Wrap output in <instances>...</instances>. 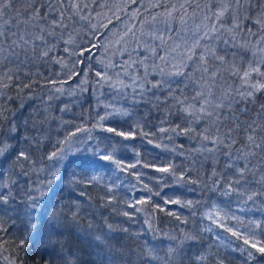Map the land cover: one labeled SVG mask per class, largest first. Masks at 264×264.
<instances>
[{
    "label": "trees",
    "instance_id": "16d2710c",
    "mask_svg": "<svg viewBox=\"0 0 264 264\" xmlns=\"http://www.w3.org/2000/svg\"><path fill=\"white\" fill-rule=\"evenodd\" d=\"M102 1L77 0L83 9L81 15H89L90 13L89 21L91 24L97 25L95 34L103 33L95 43L97 45L107 44L108 51L105 53L104 48L99 47V50L95 52L90 61L84 60L83 63L73 69L79 75L73 76L72 79H68V68L62 70L61 65L53 63L51 58L62 57L63 60L67 61L68 67H71L77 59H81L80 56L71 55V53L79 52L80 48L86 47L83 42L90 40V34H93V30L89 26V21L74 17L76 22L72 23L66 19L65 22L69 23V27L63 30L58 28L56 30L57 37L59 38L60 33L63 32V40H67L70 33L75 38V43L65 45L61 41L56 51L50 53L49 57L40 59L39 48H37L35 55L31 52L25 55L22 50H17L19 53L18 60L15 57L4 59L3 56H0V77L3 78L0 83L9 85L8 87H0V93L3 94L0 95V106L11 110L10 113L6 112L5 115L9 117L12 123L20 125L21 130H23L24 120L30 117L43 120L45 114L48 116V122L41 127V133L45 139L31 153L32 160L35 163L23 162L24 170L28 172V175H19L21 169L18 164H12V161L3 163L0 159V168L5 170L4 181L11 183L12 180H15L19 188L14 186L13 191L22 194L23 191H27L29 186L36 187L41 181H46L50 177L51 171L58 170L59 173L56 181L51 186L50 195L46 198L44 212L41 216L43 226L39 233L36 235L24 233L20 219H15L14 226H12L13 221L10 218L17 216L15 212H10L8 216L3 217L4 221L9 224V230L7 233H0V264H9L11 260H15L17 264H20V262H23V264H43L44 260L53 256L56 258V264H63L64 257L73 261L74 264H145L140 257L144 256L146 249H152L154 255L158 257L154 261H149V264H181V260L174 262L168 260L167 249L170 245L176 246L177 242L187 235L195 236L196 240L187 241L183 245L182 264H197L195 257L199 254L208 257L207 264H216L217 259L223 260L224 264H244L245 253L240 249H247L248 245L244 244L243 239L238 240L223 229L216 228L211 221L206 219L204 214L212 211L213 205H217L223 212L240 217L241 223L238 224L237 221L228 220L227 224L238 227L241 232H246L245 226L249 220L264 218V211H261L264 210V198L258 197L255 202L248 201L245 203L243 198L237 199L235 195L221 196L218 192L209 191V188L204 187V185L211 186L210 177L213 169L224 177L220 181L221 189L226 185L228 178L234 176L232 169L225 167L229 158L224 153L231 151L232 159H235L240 154L239 150H250L246 147L247 141L245 139V129L248 128V125H253L257 129L253 134L256 136L258 143L261 137H264V112L260 109V105L264 104V92L257 94L255 103L245 104L241 102L234 106L232 112L235 113V117L239 118L240 127L231 133L229 138L225 139V144H230L231 139H235L236 143L231 148L219 145L217 151L211 154L218 161V163H214L208 152L195 151L201 147L202 143L208 148L214 147L208 141H202V137L196 135V133H202L203 129L208 127L212 134H216V128L218 127L220 129L219 134L223 138L224 133L235 127L232 113L227 108L222 110V122L220 123H211V118L200 120L199 123L191 124L195 131H190L186 135H177L171 131L160 132L161 127L170 129L177 124L181 125V128L188 125V122L184 120V116L177 111L179 105L173 107L174 101L172 99L164 102V92L156 93L160 97V100L157 101L151 93H148L143 99L138 95L134 96L132 87L121 90L119 84H117L116 89L110 88L108 84L103 87L96 84L98 78L95 76V71L100 70L97 59L104 58L107 60L111 57L117 64L121 60H128L126 54L123 57H113L111 55L117 47V41H120V37L124 34L125 26L135 24L134 31L139 35L141 21H144L145 18L151 21V17L156 13L165 12L164 7L150 8L148 11L140 8L142 15L137 19H130L129 14L133 12L131 10L117 20L116 18H110V12L106 13L107 15L104 13L106 8L103 9L100 6ZM125 2L126 0H117L119 7L123 6ZM152 2H155V0H152ZM182 2L183 0H160L161 4L168 6L175 4L177 7ZM196 2L203 6L208 3V0H194V3ZM254 2L259 3V0H254ZM141 3L147 6L149 0H143ZM41 4H43V7H41ZM53 4L54 7H61L58 0H53ZM84 4H87L88 7L84 8ZM136 6H138V3ZM47 7L48 4L45 3V0H34V2L33 0H14L13 9L9 10L8 16L4 18L12 20L11 25L5 26L6 31H16L19 34L26 35L28 32L39 31V28L34 29L32 24L49 28L48 21L56 18V14L47 13ZM63 7L68 8L69 6L64 4ZM34 8L39 9L42 16L47 14L48 19L32 21L29 24L21 23L29 19ZM213 8H215V0H213ZM17 10L19 15H17ZM100 11L101 13L98 15ZM192 11V8H188L189 17H191ZM259 11L260 9L257 7L247 13L241 9L239 13L243 31L237 30L240 35L236 37V40L242 44L247 42V49L232 48V38L227 33L224 34L221 41L217 42L219 45L217 50L219 54L225 55L226 60L222 66L219 61L213 62L220 68V75L216 77L213 87L216 96L226 91L230 95H235L238 89L243 91L247 87L241 85L238 76L230 74L229 64L234 59L233 52L239 53L235 59L241 71L250 60L259 59L262 55L257 51L254 58L252 51L254 46L255 48L264 47V40L257 45V41L260 36L264 35V32H261L259 26L253 24L251 20L243 19L244 15L256 17ZM196 12L195 17H185L188 23L183 26L179 20L181 13H173L176 20L169 31L176 38L177 43L180 42L177 37L178 30L181 36L184 32L185 37H190L192 32L196 30L197 25L211 23V21L204 20L207 9L204 12L197 9ZM68 15H71L70 11L65 12V17ZM162 18L158 17L155 24L144 23L143 30L146 32L155 29L163 31L164 25L159 22ZM2 22L0 20V23ZM101 25H106V27H101ZM249 28L252 29L255 35H251L247 31ZM124 39L126 41L128 37ZM223 39L229 40V46L226 50ZM54 42L52 38H49V43ZM172 43L173 41H167L166 46H174V44L171 45ZM37 44L39 45L40 42L37 41ZM77 44L80 45L79 48ZM4 47L7 48V44ZM65 47L69 48V52L63 51ZM129 48H131V44H129ZM147 54L140 50L141 57ZM160 54L162 55L163 51ZM3 55L6 56L7 52ZM173 55H176V53H173ZM83 56L88 57V52H84ZM241 59L243 62H241ZM88 63L91 64V70L85 67V64ZM148 63L151 64L152 61L149 60ZM155 63L160 64L161 62L156 60ZM137 68H139V65L129 68L128 72L135 76L137 83H139L144 70L139 68V75H137ZM8 69L13 70L12 73H9L13 76L12 80H8L4 75ZM224 69H229V71H224ZM261 70L264 71V68ZM85 72H87L88 82L82 86L87 91L81 92L77 85L81 84ZM115 72H120V78L126 84L132 85V79L124 75L123 70L119 67L109 69V75L113 76L114 82L117 79L114 75ZM199 76L200 73H195V79L198 80ZM149 79L154 82L158 77L152 75L149 76ZM49 81H57V83H49ZM60 81L66 82L61 84ZM185 83H188L189 86L185 87ZM25 84H30V88H24ZM58 87H63V95L54 93L53 89ZM194 87L195 85L189 81L181 82V78H178L177 83L173 85L175 96L180 99L187 97L186 104L195 103L196 107L199 108V103L191 99L194 94ZM73 90H75V94L69 95ZM139 91V88H137V93ZM18 93L24 98L23 108L20 107L21 100L17 98ZM50 95L53 96L52 100L48 99ZM7 96L13 97V100H7ZM106 104H111L117 109L126 110L129 115L110 117L104 121V124L124 131H133L135 139L124 140L123 137H116L112 133L101 131L99 127H93L97 124L99 116H104L106 111H111V108L105 109ZM65 105H68L69 110L60 111ZM242 107L247 108V113H241L240 109ZM45 110H47L46 113ZM224 117L228 118L224 119ZM162 120L166 122L162 124ZM62 122L67 123L62 125ZM138 122L143 127L144 132L149 133L146 139L141 138L136 128ZM5 124L7 126V122ZM29 127L31 128V122H29ZM77 127L84 130L76 132V135L72 138L73 151L69 153L68 157L59 163L55 160L46 159V156L55 150L57 141H62L69 132L76 131ZM248 132L251 133V128H248ZM152 133H155V135H152ZM25 135L31 137L35 135V131H29ZM89 136H91V139H89ZM147 139H151L153 143L148 144ZM10 143L14 146L17 145V141H10ZM157 143L161 147H155ZM110 144L115 147L114 155L117 159L125 163H131L136 159V153L138 152L141 160L153 163L156 167L174 166L177 175L184 174V182L176 183L175 177H168V174L157 172L152 167L122 172L109 162L99 161L98 156L94 155L97 145L102 151L110 152L112 151V148L109 147ZM124 145H128V147ZM19 146L27 147L23 136L20 138ZM60 146L68 147V145ZM165 146H167V150ZM75 149H79V151H75ZM171 149H175V151H171ZM251 150H254L257 154L248 157V167L252 171L245 173L249 181L246 186L256 188L259 185L255 182L259 181L261 175H264V144L260 149ZM84 159L96 161L94 165L100 167L98 181L87 182L93 175L84 167L85 164L78 166L79 162ZM236 163L243 167L245 161L240 160ZM8 167L12 168L11 173L6 171ZM32 169H36V171H32ZM40 169H43V171H40ZM136 171L144 173L141 176L142 183L130 174ZM107 172H110L111 178L106 176ZM161 176L167 178L163 181L156 179ZM189 177L198 179L200 182L197 184L187 183ZM144 184L152 188L153 192H159V195H152L146 203L139 204L137 203L138 200L141 198L146 199L150 195L142 190ZM109 188L112 189L111 192L108 191ZM82 192L84 195H81ZM174 199L180 200L182 203L191 200L193 201V207H184L181 204L172 203L164 204V201ZM132 204H135V208L130 206ZM77 205H79V211L76 221L73 222L72 213L77 210ZM155 205H160V208L155 207ZM161 208L164 210L162 211ZM52 211L62 213V223L57 225L58 233L61 234H54L46 238V234L49 232ZM169 211L175 213V215H169ZM124 212H128L130 215L126 217L123 215ZM145 221H148V223ZM149 224H151V228H149ZM108 225H112V230L108 229ZM207 226H212L213 232L202 231ZM122 229H127L128 232L126 233ZM216 234L224 238L225 243L230 241L231 247L225 248L217 240ZM97 235L101 236L105 243L97 241L94 238ZM169 237H176V240H171ZM21 240H24L23 248L17 247ZM253 251L255 250L253 249ZM257 256L259 259L258 254ZM249 264H257V262L251 261ZM259 264H264V259L259 260Z\"/></svg>",
    "mask_w": 264,
    "mask_h": 264
},
{
    "label": "snow or ice",
    "instance_id": "6c2138e0",
    "mask_svg": "<svg viewBox=\"0 0 264 264\" xmlns=\"http://www.w3.org/2000/svg\"><path fill=\"white\" fill-rule=\"evenodd\" d=\"M34 2V0H33ZM61 7H54L53 0H45V3L48 4L47 13H55L56 18L48 21L49 28H45L39 24H32V27L39 28L38 32H28L25 34H19L16 31H6L5 26L11 25V19H4L8 16V11L13 9L14 0H0V20L3 22L0 23V56H3L4 59H8V57H15L17 60L19 59V53L17 50H22L25 55L29 52L36 54L37 48L39 51V58L43 59L49 57V54L55 52L59 46V43L63 41L65 45H71L75 43V38L71 36L69 33V38L67 40H63V32L60 33L59 38L57 37V29H66L69 27V23H66V19L69 22L75 23L74 17L79 20L89 21V15H81L82 8L77 0H58ZM137 0H126V3L122 7H117L114 15L117 19H119V12L124 11L127 14V6L129 3H136ZM68 4V8H64L63 5ZM31 6V5H30ZM43 7V4H41ZM84 8H87L88 5L84 4ZM165 8V12L156 13L151 17V21H148L145 18L144 21H141V30L139 31V35L134 31L136 28L135 24L131 26H125V31L123 36L120 37V41H117V47L112 52V56H120L123 57L125 54L128 56V60H121L119 64H117L111 57L107 60L104 58L97 59V64L100 70L95 71V76L98 78L96 80V84L100 87H103L105 84H108L110 88L116 89L117 84H119L120 89L123 90L128 87H132L133 94L138 95L141 99H143L148 93H151L153 97L156 98L157 101L160 100V97L156 95L157 92H164V102H167L168 99H172L174 101L173 107L179 105L177 111L184 116V120L188 122L186 127L181 128V125L177 124L174 128L166 129L161 127L159 129L160 132H168L171 131L177 135L180 134H188L190 131H195L194 128L191 127L193 123H199L200 120L210 119V122L213 124L220 123L221 121V113L222 110L227 108L233 116V123L235 125L234 128L228 130L227 133L222 136L219 134L220 129L216 128V134H212L208 127L203 129L202 133H196V135L202 137V141H208L213 144L214 147L208 148L203 143L200 148H197L195 151L203 153L208 152L210 154V158L213 159L214 163H218L215 160L214 156L211 154L215 153L218 149L219 145H225L227 148H231L233 144L236 143L235 139H231L230 144H225V139L231 136L236 129L240 127L238 122L239 118L235 117V113L232 112L234 106L241 102L245 104L251 102L255 103L257 99V94L264 92V71L261 69L264 68V47L255 48L252 51V56L255 58L257 55V51H259L262 55L259 59L250 60L247 63V66L241 71V68L237 66L236 57L239 55L237 52H233V60L229 64L230 74L232 76H238L241 80V85H246L243 91L239 89L236 91L235 95H230L229 92H223L219 96H216L213 87L215 85L216 77L220 75V68L217 67L213 62L219 61L222 66L225 63L226 57L225 55H221L218 52V43L221 41L222 37L225 33H227L232 38L231 47L239 48V49H247L248 44L239 43L236 40V37L240 35V32L237 30L241 29V17L239 15L241 9L247 13L249 10L254 8H259L260 11L257 13L256 17H250L248 15H244V20H251L253 24L259 26V30L264 32V0H259V3L254 2V0H215V8H213V0H208V3L201 6L198 2L194 3V0H183L182 3L177 5L172 4L168 6L166 4H161L160 0H149V4L146 6L141 3L140 6L133 10L130 15V19H137L142 13L140 12V8H144L145 11H148L150 8ZM188 8H192L193 11L191 13V17H195L197 15L196 10L199 9L201 12H204L207 9V14L204 15V20L211 21L210 24L205 23L203 25H197L196 30L192 32L190 37L181 36L180 31H177V37L179 38V43L175 42L176 38H174L170 34V29L176 20V17L173 16V13H181L179 16L180 24L186 25L188 21L185 17H189ZM70 11L71 15L65 17V12ZM17 15H19V11L17 10ZM99 15V14H98ZM158 17H163L159 22L164 25V30L160 29L144 31L143 25L144 23L155 24L157 22ZM189 17V18H191ZM48 16L41 15L39 9H33V12L27 21H22L21 23L29 24L32 21L38 20H47ZM109 22H111L109 20ZM230 25V26H229ZM89 26L93 30V34H90L91 38L88 41H84L83 43L86 45L84 48H80L79 52H72L71 55H78L81 59H77L71 67H68L67 61L63 60V58L52 57V62L61 65V69L68 68L67 76L68 79H72L73 76L79 75L78 72H74L73 69L84 62V60H89L95 52L99 50V47L104 48V52L107 53L108 45H97L95 43L96 40L99 39L100 35L103 33L95 34V30L97 29L96 24H91L89 21ZM101 27H106V25H101ZM247 31L251 35H255L252 32V29L249 28ZM125 37H128V40L125 41ZM49 38H52L55 42L49 43ZM264 40V35L260 36L257 41V45L260 41ZM37 41L40 44H37ZM123 41V43H121ZM167 41H173L174 46H166ZM159 42V43H157ZM7 44V48L4 45ZM129 44H131V48H129ZM223 45L225 46V50L229 46V40L223 39ZM79 48L80 45L77 44ZM140 50L148 53L143 57L140 56ZM64 52H69V48L65 47L63 49ZM163 51L161 55L160 52ZM7 52V55L3 54ZM88 52V57H84L83 53ZM176 53V55H173ZM135 54V55H134ZM151 60L152 63L149 64L148 61ZM156 60H159L161 63H155ZM241 62L242 59H241ZM139 65V68H143V76L140 77V82L137 83V79L135 76H132L128 69L131 67H135ZM85 67L91 70V64H85ZM121 68L123 70V74L129 76L132 79V85H128L121 79V73L115 72L116 81H113V76L109 75V69ZM139 68L136 69L137 75H139ZM191 69V70H189ZM224 71H229V69H224ZM12 69H8L4 75L8 80H12L13 76L9 73H12ZM200 73L199 79H195V73ZM155 75L158 79H155L153 82L149 79V76ZM255 77V78H254ZM181 78V82L189 81L195 87L193 88L194 94L191 99L194 102L199 103V108L196 107L195 103L186 104L185 99H180L175 96L173 85L177 83V79ZM3 78L0 77V80ZM66 81H60L59 83L63 84ZM87 81V72L84 73V79L81 81V84L77 85L81 92L87 91L82 85L86 84ZM49 83H57V81H49ZM7 84L0 83V87H8ZM30 84H25L24 88H30ZM185 87H188L189 84L185 83ZM137 88H139V92L137 93ZM23 91V89H21ZM54 93H59L61 95L64 94L63 87H58L53 89ZM75 90L69 93V95H74ZM0 95H3L0 93ZM238 97L239 99H237ZM17 98L21 100L20 107L23 108V100L24 98L17 94ZM7 100L12 101L13 97L7 96ZM49 100L53 99V96L48 97ZM105 109L111 108V111H106L104 116H99L97 120V124L93 127H99L101 131L112 133L116 137H123L124 140H132L135 139V133L133 131H124L120 130L117 127L106 126L104 121L113 116H127L129 113L126 110L117 109L111 104H106ZM260 109L264 112V104L260 105ZM69 110L68 105H65L64 108L60 109V111ZM241 113H247V108L242 107L240 109ZM6 112H11L10 109L3 108L0 106V159H2L3 163H7L8 161H12V164H18L21 172L19 175L27 176L28 172L24 170V163L29 162L30 164H34L35 161L32 160V151H35L43 142L45 137L41 133V127L48 122V116L45 114L44 119H36L34 117H30L27 120L23 121V130H21V126L18 124L12 123L8 116L5 115ZM47 110H45V113ZM228 117H224L227 119ZM7 122V126L5 124ZM29 122H31V128L29 127ZM166 121L162 120L161 123H165ZM67 123V122H62ZM137 130L140 133L142 139H146L149 133H145L143 127L139 124L136 125ZM248 128H251V133L248 132ZM248 128L245 129L246 132V141L250 150L243 151L239 150V155L232 159V152L228 151L224 153L226 157L229 158L228 163H226L225 167L232 169L234 176L229 177L226 185L221 189L220 181L224 179L221 173H218L215 169L212 170L210 181L211 186L205 184L204 187L209 188L211 192H218L221 196H233L235 195L237 199L243 198L244 202L248 201L255 202L256 199L264 198V175H261L259 181H256V188H251L246 186L249 184L245 173L251 172L252 169L248 167V157L255 156L257 153L251 149H260L262 144H264V137H261L260 142H257L256 136L253 134L256 132V128L253 125H248ZM179 129V131H177ZM35 131V135L29 137L25 135V133L29 131ZM84 129L77 127L76 131L69 132L62 141L58 140L55 146V150L50 152L46 159L55 160L58 163L64 161L70 152L73 151L71 142L72 138L76 135V132L83 131ZM155 135V133H152ZM21 136L24 137V143L27 147H20L19 141ZM91 139V136H89ZM10 141H17V145H13ZM148 144H152L153 141L151 139H147ZM60 145H68V147H61ZM128 147V145H124ZM112 148V151L105 152L99 148V145L96 147V151L94 155H97L99 161H106L110 164L116 166V168L122 172H128L131 169H139V168H149L152 167L155 171L160 173L168 174V177H175L176 183L184 182V174L181 173L177 175L174 166L167 167H156L155 164L146 162L141 160L140 153H136V159L131 163H125L122 160H119L115 157V147L113 145H109ZM155 147L159 148L161 145L157 143ZM167 150V146H165ZM75 151H79V149H75ZM171 151H175V149H171ZM243 160L245 161L244 166L240 167L236 162ZM96 161H92L90 159H84L79 162V165L95 163ZM8 173L12 172V168L8 167L6 170ZM32 171H36V169H32ZM43 171V169H40ZM131 175L135 176L138 182L142 183L141 176L144 173L139 171L131 172ZM5 175V170L0 168V233H7L9 230V224H7L3 217L8 216L10 212L17 213L15 218H10L13 221L12 226H14V220L20 219V223L23 228V232L26 234L36 235L39 233L43 226V221L41 216L44 212V204L46 202V198L50 195L51 186L56 181L59 173L58 170H53L50 173V177L46 181H41L40 184L36 187L29 186L27 191H23L22 194L20 192H14L13 187L19 188L18 183L15 180H12L11 183L5 182L3 177ZM75 175V174H74ZM167 177L161 176L156 178L159 181H163ZM99 177L93 175L88 183L92 181H98ZM200 181L198 179H192L189 177L187 183L197 184ZM135 186V185H133ZM143 191L149 193L150 195L145 199L141 198L137 201L139 204H144L148 200L151 199L152 195H159V192H153V189L148 187L147 184H144ZM109 192L112 191L111 188L108 189ZM81 195H84L82 192ZM114 199V197H113ZM181 204L184 207H193V201L189 200L186 202H181L180 200H170L164 201V204ZM135 208V204L130 205ZM155 207L160 208V205H155ZM163 211L164 209L161 208ZM243 210V209H241ZM79 205H77V210L72 213L73 222L76 221V217L78 215ZM264 211V210H261ZM169 215H175V213L169 211ZM194 214V213H193ZM61 215L62 213L58 211H52L51 219L49 222V232L46 234V238L50 237L54 234L58 233L57 225L61 224ZM124 216H129L128 212L123 213ZM206 219L212 222L218 229H223L225 232L230 233L231 236L236 237L238 240L243 239L244 244L248 245L247 249L241 248L240 251L245 253L244 264H249L251 261H256L259 264V260L264 259V218L259 220H249L247 225L245 226L246 232H241L238 230V227L230 226L227 224L228 220L237 221L238 224L241 223L240 217L231 215L230 213L223 212L222 209H219L217 205H213V210L204 214ZM148 223V221H145ZM187 222V221H185ZM250 226V227H249ZM149 228H151V224H149ZM108 229L112 230V225H108ZM56 230V231H53ZM124 232H128L127 229H122ZM204 232H213L212 226H207L202 229ZM97 241L101 243H105L101 236L97 235L94 237ZM171 240H176V237H169ZM196 237L193 235H187L184 239L179 240L176 246L170 245L167 249V256L169 261L181 260V253L183 252V245L187 241H195ZM217 240L225 248L231 247V242L225 243L224 238L217 235ZM24 240H21L17 247L23 248ZM253 249L255 251H253ZM259 255V259L258 256ZM144 260L145 264H149V261H154L158 259L154 255L152 249H146L144 256L140 257ZM7 259V258H6ZM197 264H207L208 257L204 254H199L195 257ZM9 264H17L15 260L9 261ZM23 264V262H20ZM43 264H56V258L53 256L50 259H46L43 261ZM63 264H74L73 261L68 258H63ZM216 264H224V261L221 259L216 260Z\"/></svg>",
    "mask_w": 264,
    "mask_h": 264
},
{
    "label": "rangeland",
    "instance_id": "374dc122",
    "mask_svg": "<svg viewBox=\"0 0 264 264\" xmlns=\"http://www.w3.org/2000/svg\"><path fill=\"white\" fill-rule=\"evenodd\" d=\"M80 1H81V0H80ZM142 1H143V0H137L136 3H129L128 6H127V12L136 9V7H138V6L141 4ZM125 3H126V2H125ZM137 3H138V6H136ZM100 6H101L103 9L106 8V9L104 10V13H105V14L108 13V12H110V13H109V14H111V17H110V18H116V16L114 15V12H116L117 7H119V3H117V0H103ZM121 7H122V6H121ZM102 8H101V9H102ZM100 13H101V11L99 12V15H100ZM125 14H126V13H125L124 11H120V12H119V17H120V16H123V15H125ZM106 15H107V14H106ZM101 17H102V16H101ZM116 19H117V18H116ZM117 20H119V19H117ZM118 22H119V21H118ZM184 35H185V34H184V32H183V35H182V36H184ZM175 42H177V41H175ZM173 44H174V42H173L171 45H173ZM84 167H85L86 169H88V170L91 172L92 175L98 176V177L100 178V167L95 166L94 163L85 164ZM106 176H108L109 178H111L110 172H107V173H106ZM217 235H219V234H216V236H217Z\"/></svg>",
    "mask_w": 264,
    "mask_h": 264
}]
</instances>
